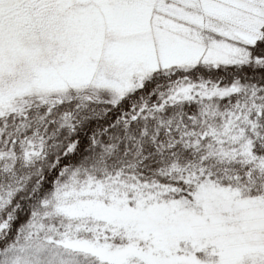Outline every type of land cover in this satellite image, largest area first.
I'll return each mask as SVG.
<instances>
[{"label": "snow or ice", "instance_id": "snow-or-ice-1", "mask_svg": "<svg viewBox=\"0 0 264 264\" xmlns=\"http://www.w3.org/2000/svg\"><path fill=\"white\" fill-rule=\"evenodd\" d=\"M0 264H264V0H0Z\"/></svg>", "mask_w": 264, "mask_h": 264}]
</instances>
